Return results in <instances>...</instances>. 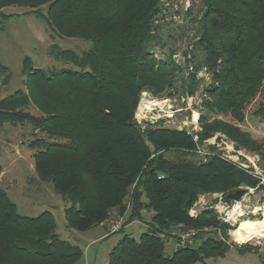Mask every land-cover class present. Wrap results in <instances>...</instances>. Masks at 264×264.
I'll return each mask as SVG.
<instances>
[{"label":"trees","instance_id":"obj_1","mask_svg":"<svg viewBox=\"0 0 264 264\" xmlns=\"http://www.w3.org/2000/svg\"><path fill=\"white\" fill-rule=\"evenodd\" d=\"M199 1L203 9L190 60L196 51L203 58L190 64L185 79L183 67L153 52L160 0H0V29L13 15L2 12L3 6L47 4L45 14L39 8L24 13L42 18L57 36L91 42L80 54L57 50L81 70L46 71L24 58L23 88L0 97V127L32 126L35 173L68 202V228L85 231L124 215L121 230L141 220L143 211L151 212L148 230L138 240L124 235L107 264H194L223 255L229 248L225 239L207 236L200 242L198 231L217 226L228 236V224L212 212L193 217L189 210L200 194L220 192L225 200L237 188L258 183L219 155L188 158L196 143L186 130L150 123L144 128L134 118L142 91L171 94L180 78L181 93L192 94L200 84L197 71L206 68L211 80L202 88L197 141L221 132L264 157V140L237 126L263 90L264 0ZM7 70L0 65V90L8 82ZM254 114L264 117V94ZM173 150L179 153L174 159L165 157ZM188 230H195L192 242L177 245ZM170 241L174 247L166 255ZM81 257L78 246L58 238L49 211L22 215L0 189V264H77Z\"/></svg>","mask_w":264,"mask_h":264},{"label":"rangeland","instance_id":"obj_2","mask_svg":"<svg viewBox=\"0 0 264 264\" xmlns=\"http://www.w3.org/2000/svg\"><path fill=\"white\" fill-rule=\"evenodd\" d=\"M46 5H6L1 8L5 14L13 15L4 21L3 28L0 29V65L8 68V82L1 88L0 97L23 88L24 58L29 60V66L46 71L60 68L81 70L71 61L58 57L57 50L69 49L80 54L90 47L91 42L79 37L57 36L42 18L32 12L24 13L39 8L40 12L45 14ZM159 5L161 11L153 21L157 34L153 52L158 58L171 59L183 67L186 79L192 71L190 64H197L203 58V52L196 51L194 62L190 60V51L193 50V43L197 38L203 8L199 0H160ZM52 44L56 45L53 52L50 51ZM197 77L200 79L199 88L192 94L181 93L180 78L175 81L176 88L172 89L171 94L153 96L148 91H142L134 118L144 128L150 123L165 128L184 129L192 135L196 143V149L187 155L188 158L199 161L219 155L258 180L257 185L249 187L250 192L239 201L227 203L220 192L198 196L189 210L191 216L212 212L218 221L226 222L229 226L228 236H223L217 226H205L198 231L202 238L200 242L207 236H217L225 239L229 248L221 256H212L204 262L198 261L194 264H264V236L253 237L244 242L235 241L232 236V230L241 222H264V157L261 151L249 149L221 132H215L211 137L197 141L194 133L200 130L198 112L202 110L201 103L206 97L202 88L209 84L211 74L206 68H201L197 71ZM262 94L264 85L261 96ZM261 96L246 108L244 122L237 124L258 141L264 140V117L255 115L254 110ZM27 110L38 114L34 107H28ZM223 118L234 122L230 117ZM32 132L29 123L13 126L5 122L0 127V189L6 192L22 215L37 216L43 211H49L53 215L58 238L81 249L82 257L77 264H107L109 252L124 235L138 240L140 235L148 230L150 211H143L141 220H133L116 232H109L114 217L104 226L99 224L85 231L68 228L64 218V208L69 205L68 202L56 194L49 183L40 181L35 173L32 157L34 150L29 147ZM36 134L43 135L38 131ZM178 154L174 150L164 153L169 159H174ZM165 254L171 255V248L167 247Z\"/></svg>","mask_w":264,"mask_h":264},{"label":"bare ground","instance_id":"obj_3","mask_svg":"<svg viewBox=\"0 0 264 264\" xmlns=\"http://www.w3.org/2000/svg\"><path fill=\"white\" fill-rule=\"evenodd\" d=\"M149 105V103H146ZM232 236L235 241L244 242L253 237L264 236V222L263 223H239V225L232 230Z\"/></svg>","mask_w":264,"mask_h":264},{"label":"built area","instance_id":"obj_4","mask_svg":"<svg viewBox=\"0 0 264 264\" xmlns=\"http://www.w3.org/2000/svg\"><path fill=\"white\" fill-rule=\"evenodd\" d=\"M127 207L129 208V205H127ZM123 222H124V215H121L117 218H115L113 221H112V224L111 226L109 227V232H116L118 231L122 225H123ZM195 233V230H188L186 233H184L182 236H181V239L180 241L177 243V245H185L186 243H191L192 240H191V236L194 235Z\"/></svg>","mask_w":264,"mask_h":264},{"label":"water","instance_id":"obj_5","mask_svg":"<svg viewBox=\"0 0 264 264\" xmlns=\"http://www.w3.org/2000/svg\"><path fill=\"white\" fill-rule=\"evenodd\" d=\"M250 192V188L240 187L236 190L226 194L225 202L229 203L231 201H239L241 197Z\"/></svg>","mask_w":264,"mask_h":264},{"label":"crops","instance_id":"obj_6","mask_svg":"<svg viewBox=\"0 0 264 264\" xmlns=\"http://www.w3.org/2000/svg\"><path fill=\"white\" fill-rule=\"evenodd\" d=\"M102 226H104V224H101ZM105 228V227H104ZM106 229V228H105ZM169 248H171V250L173 249L174 245L172 244V242L170 241L169 242V245H168Z\"/></svg>","mask_w":264,"mask_h":264}]
</instances>
